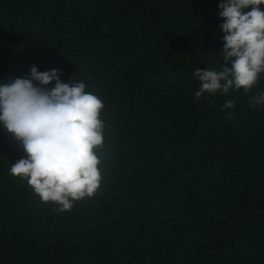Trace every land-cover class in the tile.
Wrapping results in <instances>:
<instances>
[{
	"label": "trees",
	"instance_id": "obj_1",
	"mask_svg": "<svg viewBox=\"0 0 264 264\" xmlns=\"http://www.w3.org/2000/svg\"><path fill=\"white\" fill-rule=\"evenodd\" d=\"M220 2L0 0V85L60 69L107 124L98 194L61 213L10 174L27 157L0 123V264H264V73L195 99Z\"/></svg>",
	"mask_w": 264,
	"mask_h": 264
},
{
	"label": "clouds",
	"instance_id": "obj_2",
	"mask_svg": "<svg viewBox=\"0 0 264 264\" xmlns=\"http://www.w3.org/2000/svg\"><path fill=\"white\" fill-rule=\"evenodd\" d=\"M223 35L219 70L196 69L200 87L195 99L230 90L248 93L264 73V0H221ZM60 69L39 71L0 85V123L19 141L27 158L12 163L10 174L26 180L42 203L54 211H71L76 202L93 198L102 185L106 161L103 100L84 82L64 83ZM54 82V86H48ZM264 105V92L249 101ZM224 109L235 107L229 100ZM228 119L232 118L231 112Z\"/></svg>",
	"mask_w": 264,
	"mask_h": 264
}]
</instances>
